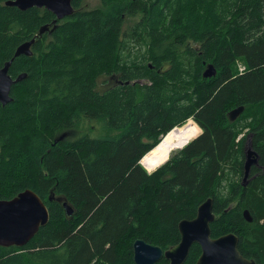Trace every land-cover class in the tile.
<instances>
[{
    "label": "trees",
    "instance_id": "trees-1",
    "mask_svg": "<svg viewBox=\"0 0 264 264\" xmlns=\"http://www.w3.org/2000/svg\"><path fill=\"white\" fill-rule=\"evenodd\" d=\"M6 1L0 66L35 42L13 58L10 76H26L0 103V199L30 189L49 218L26 245L0 246V264H136L135 239L166 250L207 197L211 236L234 233L264 264V0H73L41 35L50 11ZM83 119L119 133L54 142ZM248 135L259 159L243 186Z\"/></svg>",
    "mask_w": 264,
    "mask_h": 264
},
{
    "label": "water",
    "instance_id": "water-1",
    "mask_svg": "<svg viewBox=\"0 0 264 264\" xmlns=\"http://www.w3.org/2000/svg\"><path fill=\"white\" fill-rule=\"evenodd\" d=\"M72 1L8 0L6 1V5L15 6L20 10H26L35 6L50 11L55 16L54 25L51 28L48 25L42 26L38 33L41 35L43 32L55 28L58 20L72 15ZM34 42L35 38L33 37L21 43L16 48L13 57L0 66V103L2 105H6L13 100L10 95L11 87L26 76L25 73H21L15 78L10 76L8 70L13 58L20 55H31V45ZM215 74L216 69L211 64L207 65L203 72L204 77H211ZM243 110V105L231 109L228 112V119L234 121ZM67 135L68 132L62 133L60 136L58 135L54 139V142L63 140ZM258 159L259 154L253 149L252 144L247 141L244 146L243 186L246 185L252 167L258 166ZM140 164H142L141 161ZM63 206L66 213L70 215L72 209L66 201L63 202ZM214 217L213 198L207 197L197 207L194 218L182 219L178 222L179 241L166 250H163L160 246L149 244L143 239H135L132 243L134 262L136 264H155L159 259L164 257L168 261V264H183L191 246L198 244L201 252L196 264H256L253 259L245 258L239 252L237 248L238 237L234 233H226L218 237L211 236L210 223H212ZM243 217L247 222L252 221V215L248 209L243 210ZM48 218L49 214L46 205L30 189L18 193L11 199H0V246L21 247L26 245L39 228L46 225Z\"/></svg>",
    "mask_w": 264,
    "mask_h": 264
},
{
    "label": "rangeland",
    "instance_id": "rangeland-1",
    "mask_svg": "<svg viewBox=\"0 0 264 264\" xmlns=\"http://www.w3.org/2000/svg\"><path fill=\"white\" fill-rule=\"evenodd\" d=\"M99 4H100V0H84V5L86 7H88V8L89 7L98 6ZM103 86H104V84H103ZM188 121L192 122L193 124H195L197 126L198 131H199L198 134H200L201 131H200L198 125L193 120H188ZM65 132H67V131L61 132L59 134V136L62 133H65ZM118 133H119V131L105 128L104 124H103V122L101 120H90V121H88V120H84L83 119L82 121L78 122V124L74 128L69 130L68 135L66 136V138L64 137L63 140H66L67 142H70V141H72V140H74V139H76V138H78L80 136H85V135L91 136V137H108V138H112V137L117 136ZM247 141H251V135L247 136ZM178 150H180V149H178ZM162 164H160V165H162ZM148 172H150V171H148Z\"/></svg>",
    "mask_w": 264,
    "mask_h": 264
},
{
    "label": "bare ground",
    "instance_id": "bare-ground-1",
    "mask_svg": "<svg viewBox=\"0 0 264 264\" xmlns=\"http://www.w3.org/2000/svg\"><path fill=\"white\" fill-rule=\"evenodd\" d=\"M166 134H167V133H166ZM166 134H165V135H166ZM163 136H164V135H163ZM163 136H162V137H163ZM159 142H160V141H159ZM249 142L252 144L251 141H249ZM156 146H157V145H156ZM156 146H155V147H156ZM152 149H153V148H152ZM152 149H151V150H152ZM151 150H150V151H151ZM147 153H148V152H147ZM143 157H144V156H143ZM166 160H167V159H166ZM166 160H165V161H166ZM160 166H161V165H160ZM160 166H159V167H160ZM157 168H158V167H157ZM154 170H155V169H154ZM154 170H153V171H154Z\"/></svg>",
    "mask_w": 264,
    "mask_h": 264
}]
</instances>
